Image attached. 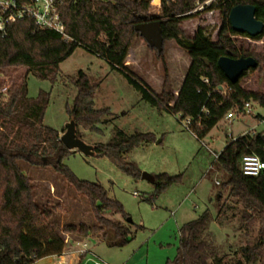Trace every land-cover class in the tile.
<instances>
[{"label":"trees","instance_id":"trees-1","mask_svg":"<svg viewBox=\"0 0 264 264\" xmlns=\"http://www.w3.org/2000/svg\"><path fill=\"white\" fill-rule=\"evenodd\" d=\"M198 1L203 0H161L158 13H152L150 0H63L60 15L68 40L56 31L37 27L29 18L8 24L4 33L0 31V264H32L46 256L61 255L67 234L87 237L98 233L108 246H120L130 240L128 214L123 204L110 197L101 183L78 178L64 163L73 151L63 144L56 129L43 123L50 93L39 90L36 97H29L27 77L12 83L6 93H2V76L26 67L28 74L53 82L60 71V63L81 46L120 71L150 104L187 118L188 129L198 139L204 138L228 112L240 113L248 101L264 109V93L246 90L239 81L230 82L217 65L218 58L223 55L231 58L252 56L257 61L254 69L264 71V56L239 47L233 36H249L233 30L228 20L230 9L244 3L253 5L255 17L264 21V0H220L218 7L224 19L215 41L202 27L191 38L184 37L179 28L183 19L196 14L193 10ZM156 19L164 21L161 25L163 42L174 39L190 58L177 93L153 91L132 74L126 64L134 37H141L135 25ZM261 37L250 38L260 40ZM150 48L162 58V51ZM74 83L77 93L72 104L66 105V110L75 121L76 134L81 138L79 128L95 131L96 124L109 111L95 108L97 84L92 83L85 72L80 70ZM153 138L152 133L127 135L117 130L107 143L92 145L93 155L106 156L125 174L139 179L140 168L134 161H128L126 155ZM246 154H255L264 161V130L232 137L218 153L215 163L225 173L219 184L240 206L242 224L249 228L255 221L259 223L257 239L239 247L240 254L246 264H264V171L256 176L244 174L240 161ZM22 161L50 166L87 199L93 223H68L61 231L56 230L51 221L54 211L36 203L34 184L24 172ZM176 181L175 176L166 172L155 174L152 198ZM219 201L220 197L216 218L224 207ZM108 214H120L122 220ZM211 220L212 215L206 209L182 224L176 253L165 264H226L209 239Z\"/></svg>","mask_w":264,"mask_h":264},{"label":"rangeland","instance_id":"rangeland-1","mask_svg":"<svg viewBox=\"0 0 264 264\" xmlns=\"http://www.w3.org/2000/svg\"><path fill=\"white\" fill-rule=\"evenodd\" d=\"M151 5V12L158 13L159 6ZM222 19L218 4L212 5V8H203L194 16L183 19L179 28L184 37L191 38L202 27L205 34L215 41ZM261 35L260 40L242 35L233 36V39L244 50L264 56V34ZM126 64L128 70L153 91L177 93L190 58L174 39H165L160 59L142 37L136 36L129 48ZM80 70L92 83L97 84L95 108H107L109 111L96 124L95 131L79 128L81 139L95 145L107 143L117 130L127 135L152 133L153 140L134 148L126 159L134 161L141 172L152 175L166 172L177 180L152 198L154 182L132 178L106 156H88L72 150L64 163L78 178L101 183L110 197L123 204L128 214L129 241L120 246H108L100 234H90L85 241L87 249L108 264H165L176 253L179 227L207 209L212 215L209 239L217 246L226 264H246L239 247L252 244L257 239L259 223L255 221L246 228L240 221V206L217 183L224 180L225 173L218 169L213 153L218 154L227 141L250 131L253 126H256V131L264 130V124L255 118L257 113L264 115V109L250 101L253 103L252 115H235L230 120L224 117L204 138L198 139L187 128V118L182 119L179 113L174 114L150 104L120 71L81 46L60 63L55 81L37 78L28 74L26 67H20L2 76V93L24 77H27L29 97H36L39 90L49 92L43 123L61 135L71 120L66 105L72 104L77 93L74 80ZM239 84L246 90L264 93V71L249 69L240 78ZM21 166L33 181L36 203L42 208L53 209L51 221L56 230L61 231L63 225L68 223H93L87 199L50 166L34 165L27 161H22ZM219 197V203L224 207L220 217L216 218ZM108 216L122 220L120 214ZM67 238L64 252L68 254L62 264H93L87 259L92 257L90 255L81 261L78 253L73 256L79 249L76 240H85L86 237L82 239L67 234ZM57 259V256L51 255L32 264H59Z\"/></svg>","mask_w":264,"mask_h":264},{"label":"built area","instance_id":"built-area-1","mask_svg":"<svg viewBox=\"0 0 264 264\" xmlns=\"http://www.w3.org/2000/svg\"><path fill=\"white\" fill-rule=\"evenodd\" d=\"M152 1L153 0H150V3L153 4ZM219 1L220 0L198 1L194 11H200L211 5H217ZM62 2L63 0H0V31L4 33L8 24L16 22L17 20L29 18L33 20L37 27L56 31L61 34L64 39L68 40L69 36L66 33L65 25L60 15ZM160 2L161 0H158L156 6H160ZM252 105L253 103L248 101L244 104L243 110L240 113L236 114L234 111H230L226 114L225 118L230 120L235 115H252ZM257 114L260 115L258 118L259 123L264 124V115H261L260 113ZM186 126L188 128L189 120H187ZM255 130L256 128L253 127L250 131L253 132ZM213 156L217 158L218 154L214 152ZM240 167L244 174L256 176L264 171V161L255 154H246L240 161ZM217 183L219 182L217 181ZM76 253L80 256L89 254L92 256L89 257V260L92 261L93 264H108L92 254L87 249L86 244L82 243L79 249L76 250ZM67 254L68 253L63 252L61 255H58V261L62 263L65 262Z\"/></svg>","mask_w":264,"mask_h":264},{"label":"water","instance_id":"water-1","mask_svg":"<svg viewBox=\"0 0 264 264\" xmlns=\"http://www.w3.org/2000/svg\"><path fill=\"white\" fill-rule=\"evenodd\" d=\"M224 19V18H223ZM229 23L233 30L239 33H245L249 37L264 34V21L255 17V7L250 4L240 3L233 6L228 15ZM162 20H150L135 25V30L150 47H154L158 52L163 49ZM218 67L225 74L227 79L235 83L239 81L243 73L249 69L257 67V61L252 56L231 58L229 56H220L217 60ZM60 140L69 150H77L84 155H93V146L85 143L76 134V124L70 120L66 125V130L60 135ZM141 178L154 182V175L142 172Z\"/></svg>","mask_w":264,"mask_h":264},{"label":"crops","instance_id":"crops-1","mask_svg":"<svg viewBox=\"0 0 264 264\" xmlns=\"http://www.w3.org/2000/svg\"><path fill=\"white\" fill-rule=\"evenodd\" d=\"M261 115H262V114H261ZM253 127L256 128V126H253ZM253 127H252V128H253ZM69 238H70V237H69ZM69 238H67L66 240H69ZM81 238L83 239V238H85V237H81ZM88 238H89V236H87V237L85 238V240H79V239H78V240H76V244L80 247L82 243H83V244H86L85 241H86ZM78 243H79V244H78ZM86 247H87V244H86ZM64 248H65V247H64ZM88 250H89V249H88ZM89 251H90V250H89ZM70 252L73 254V251H70ZM90 252H91V251H90ZM72 254H71V255H72ZM76 254H77V253L74 252V255H73V256H77ZM92 254H93V253H92ZM88 255H89V254H85L83 257H82V256H78L79 261H81L82 259H84V258H85L86 256H88ZM87 259L89 260V258H87ZM57 261H58V259H57ZM58 263H59V264H62V262H59V261H58ZM63 263H65V262H63Z\"/></svg>","mask_w":264,"mask_h":264},{"label":"bare ground","instance_id":"bare-ground-1","mask_svg":"<svg viewBox=\"0 0 264 264\" xmlns=\"http://www.w3.org/2000/svg\"><path fill=\"white\" fill-rule=\"evenodd\" d=\"M155 1H158V0H153V3H154Z\"/></svg>","mask_w":264,"mask_h":264}]
</instances>
